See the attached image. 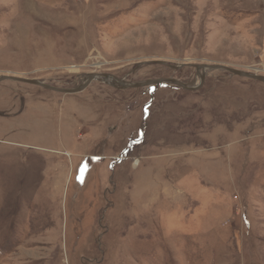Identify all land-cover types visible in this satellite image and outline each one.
Listing matches in <instances>:
<instances>
[{
    "label": "rangeland",
    "instance_id": "obj_1",
    "mask_svg": "<svg viewBox=\"0 0 264 264\" xmlns=\"http://www.w3.org/2000/svg\"><path fill=\"white\" fill-rule=\"evenodd\" d=\"M197 65L264 76V0H0V78L196 86ZM10 81L0 264H264V83Z\"/></svg>",
    "mask_w": 264,
    "mask_h": 264
},
{
    "label": "water",
    "instance_id": "obj_2",
    "mask_svg": "<svg viewBox=\"0 0 264 264\" xmlns=\"http://www.w3.org/2000/svg\"><path fill=\"white\" fill-rule=\"evenodd\" d=\"M154 64L166 65L165 62H160V61H156V62H154ZM181 66H183V65H181ZM168 67L173 68V69L178 68V66H174V67L168 66ZM193 67L196 70L200 69V71H201V76H200L201 81H200V84L196 85V86L186 85V84H184L178 80L171 79V78L148 80L145 82H137V83H130V82H127L125 80V78H117L116 76L108 75V74H91L87 77V79L85 80V82L82 85L75 87V88H71V89H57V88L49 87L47 85H43L42 83L35 81V80H23V79H19V78H9V77L0 78V82H2L4 80H11V81L21 82V83H25V84H30V85H38V86L44 87L45 89L52 90V91H55V92H58L61 94L80 93L89 84H91L92 82L97 81V80H99L100 82H102L106 85H110L113 88L124 89V90L125 89H138V88L145 87V86H151V87L155 88L157 86H161L164 83H168L169 85L177 86L178 88H180L182 90L194 92L200 88L201 83H203L205 76H206L208 71L224 70V71L230 72L232 75H236L238 77L251 79L254 81H259V82L264 83V76H259V75L251 74L249 72H244V71L233 70L231 68L224 67V66L197 65V66H193Z\"/></svg>",
    "mask_w": 264,
    "mask_h": 264
},
{
    "label": "flooded vegetation",
    "instance_id": "obj_3",
    "mask_svg": "<svg viewBox=\"0 0 264 264\" xmlns=\"http://www.w3.org/2000/svg\"><path fill=\"white\" fill-rule=\"evenodd\" d=\"M89 76V75H88ZM88 76H86V78H85V80L87 79V77ZM125 78V77H124ZM126 79V78H125ZM34 80V79H33ZM85 80H84V82H85ZM251 80V79H250ZM4 81H7V80H4ZM35 81H38V82H40V83H42L43 85H47V86H49V87H52V88H57V89H61L60 87H58V86H54V85H52V84H49V83H46V82H42V81H39V80H35ZM11 83H14V84H21V85H28V86H32V87H35V88H38V89H41V90H45V88L44 87H41V86H38V85H30V84H25V83H21V82H16V81H10ZM90 85V84H89ZM175 87V86H174ZM10 89L12 90V88H11V86H10ZM48 90V89H47ZM50 91H52V90H50ZM52 92H55V91H52ZM55 93H58V92H55Z\"/></svg>",
    "mask_w": 264,
    "mask_h": 264
}]
</instances>
